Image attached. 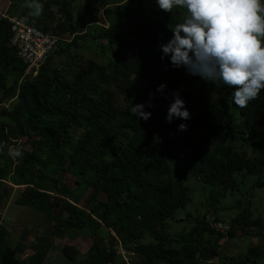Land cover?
<instances>
[{
	"label": "trees",
	"instance_id": "trees-1",
	"mask_svg": "<svg viewBox=\"0 0 264 264\" xmlns=\"http://www.w3.org/2000/svg\"><path fill=\"white\" fill-rule=\"evenodd\" d=\"M106 1L89 0L82 11L86 16L89 9H96V14L87 19L96 22L100 20L98 10L102 9L108 17L106 25L93 26L82 34H75L80 19L73 27L58 26L53 32H69L71 41L61 48L59 40L57 49L36 76L20 85L17 80L23 64L8 45V22L0 19V142L5 145L0 155L21 138L29 144L13 165L11 175L18 181L16 184L24 185L20 197L48 215L53 234L84 226L101 229L99 241L93 240L76 264H116L117 256L125 264L117 252V243L138 258L131 264L207 263L218 255L213 238L233 237L237 226L242 234L256 236L259 220H225L216 215L218 210L211 205V211L206 208L196 215L188 229L169 234L166 226L189 200L185 182L190 176L208 186L209 197L217 202L225 189L231 193L226 188L233 183L229 175L243 170L256 176L254 187L264 188V90L246 108H238L232 100L233 88L208 81L207 90L215 98H203L189 108L191 118L182 120L187 130L175 135L162 122L161 109L182 85L183 78L181 73L174 74L176 68L163 71L171 63L168 56L161 60L159 45L171 38L170 29L183 22L186 10L164 11L162 21L154 22L151 28L142 9L151 3L157 11L152 0H118L115 6H106ZM65 15L69 17L68 11ZM32 23L44 32L49 30L44 22ZM126 31L141 42L128 39ZM77 38H90L97 51H108L105 53L110 61L152 85L153 107L146 105L144 109L151 112L147 121L131 115L129 109L150 97L136 98L138 92L131 82L106 73L102 62L88 60L85 69L80 68L70 80L62 76L59 68H49L53 54L63 53L69 45L76 44ZM101 39L104 44L97 43ZM160 61L162 74L158 73ZM163 76L173 77L176 82L161 93L153 83ZM93 80L98 82L96 88L90 84ZM112 88L127 96L122 108L114 104ZM7 101L6 107L3 104ZM212 142L215 146H211ZM32 161L40 163L41 169L35 170ZM50 165H54L52 172L80 176L73 180L76 186L61 183V174L45 172ZM1 175L0 170L3 179ZM214 183L217 188H213ZM220 185L224 189L220 190ZM209 217L228 228L215 229L209 225ZM62 253L70 261L78 255L70 245H63ZM248 253L252 264L257 259L264 264L263 249L250 248Z\"/></svg>",
	"mask_w": 264,
	"mask_h": 264
},
{
	"label": "rangeland",
	"instance_id": "rangeland-1",
	"mask_svg": "<svg viewBox=\"0 0 264 264\" xmlns=\"http://www.w3.org/2000/svg\"><path fill=\"white\" fill-rule=\"evenodd\" d=\"M89 0H39L40 3L43 4V14L40 17H31L28 15L29 9L25 7L26 0H0V11L6 12L12 15L17 16L18 18L27 21L34 22L35 24L38 21L44 22L49 30L47 33L52 34L54 36L59 37V46L61 48H65L68 42L71 41L72 35L69 32H56L58 26L65 27H73L76 25V20L80 19V23L77 26V32L75 34H82L84 32H88L93 26H100L101 24L106 25L108 22V17L103 15L102 9H99L100 20L96 22H89V15L93 16L96 14V9L93 7L89 9L86 13V16H82L83 5L86 4ZM118 0H107L106 6L116 5ZM154 4H156L155 0H152ZM123 4V3H119ZM125 6H128L129 3H124ZM132 5L138 6L134 1L131 2ZM104 6V7H106ZM157 6V4H156ZM103 7V8H104ZM158 7V6H157ZM154 10L153 4H149L148 7L142 9L145 16L149 18V25L153 28L154 22H160L161 14L164 11L160 10L159 7ZM68 11L69 17L65 14ZM61 24V25H60ZM126 37L133 41L141 42L139 37H135L132 33L126 31ZM77 42L75 45H69V47L63 52L58 54H53L51 57L52 60L49 64V68H59L62 71V76L67 80H70L76 72L80 68L85 69L86 62L88 60L100 61L105 66L106 73H113L119 77H123L124 79L131 82L132 86L135 87L138 93L135 94L136 98H141L143 100L149 97V93H152V85L148 83L142 76L132 73L123 69L122 67L116 65L114 62L109 60V56L105 53L108 52L105 49L103 51H97L96 45L90 40V38L76 39ZM98 44H104V39L98 40ZM103 48V47H101ZM127 54V53H125ZM124 55V54H123ZM159 74H162L163 71H169L172 68L171 64H168L164 67L163 70V62H159ZM163 70V71H162ZM174 74H182V85L179 87V92H181L180 96L185 101V106L187 109L192 108L196 104H198L203 98H212L214 99V95L209 93L207 90V82L202 79L200 76H193L186 72V69L182 66L180 68H176L173 71ZM90 75L86 74L85 79L89 80ZM176 82V79L173 77H161L157 83H153L154 86L160 84H166L167 87H170ZM212 82V81H209ZM95 88L98 85L96 80L91 81L90 83ZM212 84H215L214 82ZM172 88V87H171ZM114 90L113 101L118 107H123L127 102V96L124 93H121L118 89L112 88ZM185 94H187L185 96ZM12 100V99H11ZM172 97H170L169 102L162 107V122L168 124L169 127L172 128V132L177 134L178 125L182 123V119L174 118L171 123L167 122L165 116L167 114V108L170 105ZM8 101L4 103V106L7 107ZM12 147H18L21 150L29 149V144L23 143V138L17 140L13 143ZM211 146H215V142L211 143ZM249 154H252V151L248 150ZM16 162V158L8 155V149L6 153H2L0 155V163L5 164L6 169H11L13 164ZM31 166L35 170L41 169V164L36 163L35 161L31 162ZM46 168V169H45ZM45 172L49 174H54V176H58L61 174V171H54L53 166L45 167ZM1 173H2V169ZM246 170L241 173L229 175L232 179V186L226 187L230 188L231 193H229L228 189L224 190V194L220 200L217 202L216 200L209 197L208 186H204L200 181L193 178L192 176L186 180L185 184L188 186V198L187 204H185L182 208H179L175 213V220H169L166 226V233L172 234L181 229H188L191 225L194 224V218L196 215L202 214L205 212V209L211 211V208L208 206H215L217 208V213L219 217L224 218L225 220L237 219L241 222V220L252 221L255 219L259 220V225L256 226V230L259 232L258 235H247L242 234L240 228L235 227L234 236L233 237H220L213 238L216 240V248H217V257L212 258L207 263H196V264H252L250 253H248V249L257 248L264 250V188H256L254 187V182L256 176L251 174H245ZM243 173V174H242ZM80 178V176H73L68 172H64L60 175V182L66 184L69 187H75L74 179ZM226 179H224L225 181ZM68 187V188H69ZM217 183H214L213 188H217ZM224 189L223 185H220V190ZM88 191L85 192L81 199V203L85 199ZM80 203V204H81ZM188 214L189 216H187ZM101 229H97L96 231L89 226H84L79 229L68 228L67 231H64V237L67 239H75L78 244H76V250L83 258L86 254V250L91 245L92 241H99V237L102 236ZM100 232V234H99ZM110 234H113L110 231ZM59 235V234H56ZM145 236V235H143ZM146 238V237H144ZM149 239V238H148ZM115 248V246H114ZM117 252H119L120 257L126 261L125 264H131L132 261H136L138 258L135 255L127 254L126 251L119 246L116 245ZM116 264H121L119 261V256H117ZM80 258L75 256L71 261L65 262L66 264H75ZM64 260V259H63ZM256 264H261L262 260L257 259ZM59 261H56V264H62Z\"/></svg>",
	"mask_w": 264,
	"mask_h": 264
},
{
	"label": "clouds",
	"instance_id": "clouds-1",
	"mask_svg": "<svg viewBox=\"0 0 264 264\" xmlns=\"http://www.w3.org/2000/svg\"><path fill=\"white\" fill-rule=\"evenodd\" d=\"M160 10L172 12L184 9L183 22L170 30L171 38L159 45L161 60L168 56L173 68L184 67L193 76L206 81L220 82L234 89L232 100L238 108H246L264 90V0H155ZM28 15L40 17L43 4L39 0H26ZM166 84L157 86L163 93ZM149 101L132 104L131 115L147 121L153 107ZM165 119L188 120L191 114L174 90ZM187 125H178V131H186ZM5 145L0 142V152ZM22 150L8 147V155L21 157Z\"/></svg>",
	"mask_w": 264,
	"mask_h": 264
},
{
	"label": "crops",
	"instance_id": "crops-1",
	"mask_svg": "<svg viewBox=\"0 0 264 264\" xmlns=\"http://www.w3.org/2000/svg\"><path fill=\"white\" fill-rule=\"evenodd\" d=\"M17 162L18 157L14 164ZM12 168L6 169L5 164L0 163L3 177L0 179V264H56L60 259V263L66 264L70 260L63 255L62 246L76 249V238L64 237L67 229L59 235L53 234L48 215L20 197L24 185L16 184Z\"/></svg>",
	"mask_w": 264,
	"mask_h": 264
},
{
	"label": "built area",
	"instance_id": "built-area-1",
	"mask_svg": "<svg viewBox=\"0 0 264 264\" xmlns=\"http://www.w3.org/2000/svg\"><path fill=\"white\" fill-rule=\"evenodd\" d=\"M0 19L8 22L10 31L8 45L23 64L17 80V85H20L36 76L39 67L57 49L59 37L42 31L32 22L24 21L6 12L0 11ZM209 219L211 220L209 225L214 226L215 229L222 231L228 228L227 224L212 222V217Z\"/></svg>",
	"mask_w": 264,
	"mask_h": 264
}]
</instances>
